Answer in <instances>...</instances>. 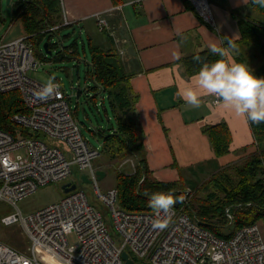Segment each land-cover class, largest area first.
<instances>
[{
	"label": "built area",
	"instance_id": "built-area-1",
	"mask_svg": "<svg viewBox=\"0 0 264 264\" xmlns=\"http://www.w3.org/2000/svg\"><path fill=\"white\" fill-rule=\"evenodd\" d=\"M186 1L203 23L215 27L209 0ZM106 24L104 18H97L100 30ZM69 25L64 18L43 32L54 33ZM30 39L25 34L0 42V94L19 93L24 109L10 116L7 130L0 128V203L16 209L0 221L4 226L19 224L30 246L25 253L0 241V264H41L37 249L60 264H125L123 252L134 264H264V233L257 224L225 231L227 237L217 236L186 213L188 192L181 206L173 208L171 223L164 230L152 228L153 210L121 209L116 188L102 194L98 169L92 166L100 153L82 135L60 86L58 95L38 98L45 84L28 76L40 66ZM219 103L214 96L213 104ZM74 170L80 173L79 181L85 175L93 182L98 203H91L71 181L76 189L59 201L25 216L20 213V200L40 186L66 180ZM224 212L231 223L230 208ZM71 234L77 239L75 245L68 243Z\"/></svg>",
	"mask_w": 264,
	"mask_h": 264
},
{
	"label": "crops",
	"instance_id": "crops-1",
	"mask_svg": "<svg viewBox=\"0 0 264 264\" xmlns=\"http://www.w3.org/2000/svg\"><path fill=\"white\" fill-rule=\"evenodd\" d=\"M209 1L215 27L203 23L186 0H62L60 7L61 21L66 18L69 26H81L86 34L96 31L98 17L105 19L106 26L98 28L105 35L98 34L97 39L105 46L110 43L128 75L147 166L160 182L186 179L195 168L224 166L253 150L251 121L245 116L235 115L221 102L214 105V96H202L201 106L193 108L178 95L197 87L183 58L208 50L213 43L222 47L224 41L241 40L238 18H260L251 7L253 0ZM15 20L20 21L12 17L11 23ZM4 41L2 36L0 42ZM237 45L230 61L234 55L250 53ZM220 124L228 129L230 143L228 153L217 157L204 129Z\"/></svg>",
	"mask_w": 264,
	"mask_h": 264
},
{
	"label": "trees",
	"instance_id": "trees-1",
	"mask_svg": "<svg viewBox=\"0 0 264 264\" xmlns=\"http://www.w3.org/2000/svg\"><path fill=\"white\" fill-rule=\"evenodd\" d=\"M251 7L260 18H238L241 40L233 43L246 47L248 51L256 48V51L239 53L233 57L236 62L247 64L254 75L264 78V7L253 1ZM12 16L13 19L21 21L25 34L31 36V42L33 39L39 40L44 36L43 31L47 27L61 23L60 2L18 0ZM93 29L96 31L86 34L91 53L86 75L93 82V86L87 91H92L87 100L97 105L98 96L103 94L101 98L103 110L107 113L105 107L107 100L108 108L116 122V127H112L108 135L99 133L103 138L102 155L109 161L134 156L137 159L133 174L121 175L117 172L115 175L117 203L121 209L129 212L150 211L152 209L149 207L148 197L144 195L145 192H171L178 197L183 196L184 191L179 188L180 184L177 182H160L151 177L146 162L143 134L134 112L136 96L130 92L127 84L128 75L121 67L117 52L111 48L110 43H106L105 46L98 41L97 35H105V32L99 31L97 26ZM228 46L229 41H224L222 47ZM48 49L51 51L49 43ZM69 49L73 55L75 49L72 47ZM197 55L200 57L199 62L193 59ZM218 58L208 49L183 58L182 63L186 73L194 75L203 63H211ZM17 112H24L19 94L17 92L0 94L1 129H8L10 116ZM250 127L254 138L252 152L225 168L218 169L204 186L205 197L193 195L185 207L190 217L196 218L203 227L217 236L227 237L225 231L231 232L249 224H257L264 233V123L250 122ZM204 133L207 134L217 157L228 153L230 136L225 125L206 127ZM181 203L178 202L174 208H179ZM227 207L233 216L231 223L225 216L224 211Z\"/></svg>",
	"mask_w": 264,
	"mask_h": 264
},
{
	"label": "rangeland",
	"instance_id": "rangeland-1",
	"mask_svg": "<svg viewBox=\"0 0 264 264\" xmlns=\"http://www.w3.org/2000/svg\"><path fill=\"white\" fill-rule=\"evenodd\" d=\"M17 1L11 0V3L7 4L6 0H2L0 4V16L2 17V21H0V40L2 36L6 38V41L24 36L21 22L15 20L14 23H11L14 4ZM46 42L50 44L51 55L46 54L43 49V45ZM32 44L33 55L38 63H40V66L36 70L29 71L28 76L41 84H46L50 77H55L54 83L58 84L64 93L72 116L78 124L82 135L86 138L90 147L97 149L100 153L97 158L92 160L93 168L105 173L103 178L97 180L100 192L103 194L109 189L115 188L116 173L118 172L121 175L133 174L137 159L134 156L109 161L102 155L103 138L99 133L108 135L111 132L110 129L116 127V122L111 110L108 108L107 100H105L107 113L103 110L101 105L103 94L98 96L97 105L87 100V96H91L92 93V91H87L93 86V82L86 75L87 63L91 62V53L86 33L82 30L81 26H65L54 33H45L39 40L33 39ZM70 47L75 49L73 55L69 53ZM254 51H256V48H252L250 53ZM52 144L59 146L55 142H52ZM230 163L221 167H212L211 165L206 169L195 168L190 171V174L185 176L186 179L183 178L175 182L180 184L179 188L184 193L188 192V200L196 194L200 197H205L206 190L204 186L209 179L218 169L225 168ZM79 178L80 173L74 170L66 180L38 187L34 193L17 203L18 210L25 216L59 201L65 195L62 185L71 181L77 183V188H82L85 191L91 203H98L97 197L94 194L93 182L83 183L79 181ZM193 186L195 188H192ZM15 211L16 209L5 207L4 203H0V219L1 216ZM67 240L69 245L77 243L74 234L69 235ZM0 241L13 246L21 252L29 253L30 251L29 241L19 224L4 226L0 221ZM35 256L41 264H60L57 261H53L51 257L40 249L35 251Z\"/></svg>",
	"mask_w": 264,
	"mask_h": 264
},
{
	"label": "clouds",
	"instance_id": "clouds-1",
	"mask_svg": "<svg viewBox=\"0 0 264 264\" xmlns=\"http://www.w3.org/2000/svg\"><path fill=\"white\" fill-rule=\"evenodd\" d=\"M255 4L264 7V0H253ZM211 54L219 57L214 62L203 63L193 79L196 88L187 87L178 93L179 97L193 108L201 106V97L215 96L225 109L231 110L237 116H245L254 124L264 123V78L257 77L245 63L229 60L236 51V45L229 42L224 48L213 43L209 45ZM200 61V57L194 56ZM55 77H50L40 89L38 98L46 100L58 95V85L54 83ZM148 197L149 207L153 210L155 218L152 220L154 230H164L171 223V212L184 197L174 196L171 192L144 193Z\"/></svg>",
	"mask_w": 264,
	"mask_h": 264
},
{
	"label": "water",
	"instance_id": "water-1",
	"mask_svg": "<svg viewBox=\"0 0 264 264\" xmlns=\"http://www.w3.org/2000/svg\"><path fill=\"white\" fill-rule=\"evenodd\" d=\"M9 1L10 0H6V3L8 4ZM43 49H44L46 54L51 55V51L48 49V42L44 43ZM96 174L98 176V179L103 178L105 175V173L103 171H100V170H97ZM81 181L83 183H90L91 182L89 179H87V177L85 175L81 176ZM74 189H76L75 183L68 182V183H65L64 185H62V190H63L64 194H68L71 191H73ZM122 258L125 261V264H134L133 261L128 258V255L126 252L122 253Z\"/></svg>",
	"mask_w": 264,
	"mask_h": 264
}]
</instances>
